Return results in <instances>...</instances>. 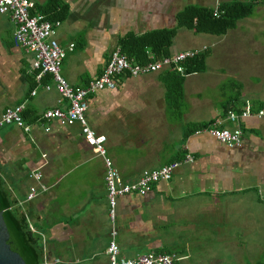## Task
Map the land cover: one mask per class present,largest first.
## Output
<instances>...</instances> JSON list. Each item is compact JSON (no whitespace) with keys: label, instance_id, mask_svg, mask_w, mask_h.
Returning <instances> with one entry per match:
<instances>
[{"label":"crops","instance_id":"1","mask_svg":"<svg viewBox=\"0 0 264 264\" xmlns=\"http://www.w3.org/2000/svg\"><path fill=\"white\" fill-rule=\"evenodd\" d=\"M232 3L249 6L250 13L221 34L178 23L195 10ZM30 13L60 21L54 35L65 51L60 74L74 87L99 75L125 39L172 30L169 55L206 47L201 68L185 76L171 69L122 74L114 88L88 96V124L106 136L105 156L123 180L185 153L194 156L146 194L118 197L112 220L103 156L78 123L41 118L68 102L57 101L50 75L36 83L33 55L15 44L10 16L0 15V117L22 103L23 120L31 124L28 133L15 124L0 127V195L14 217L33 228L39 263L45 249L60 260L51 264H108L112 226L126 258L175 252L179 264L224 263L213 241L229 239L231 223H264V119H240L242 142L234 147L194 131L229 109L239 112L246 100L264 105V0H31ZM44 160L41 181L48 189L27 201L37 184L29 173Z\"/></svg>","mask_w":264,"mask_h":264},{"label":"built area","instance_id":"2","mask_svg":"<svg viewBox=\"0 0 264 264\" xmlns=\"http://www.w3.org/2000/svg\"><path fill=\"white\" fill-rule=\"evenodd\" d=\"M31 0H0V15L8 14L14 25L13 40L15 44L25 52L31 53L32 68L35 70V81L38 85L42 83L45 75H50L54 80L55 89L59 93L58 102L65 99L68 104L66 107L54 106L42 112L41 118L58 121L61 125H72L78 123L84 139L94 145L100 155L103 156L105 164V183L107 188V198L110 205V217L113 220L114 211L118 197L128 193L146 194L152 185L159 181L171 179L174 171L184 163H191L194 156L185 153L181 159L173 160L158 168L144 169L139 176L133 180H123L118 169L113 165L112 160L105 156L104 142L106 136L96 133L88 124L86 111L88 108V96L101 89H112L116 86L117 77L125 74L129 77H139L148 73L158 72L164 69H171L182 76L187 75L185 63L187 60L200 54L202 49H187L173 54L156 58L152 53L148 54L146 62H137L130 59L119 46H115L110 52L108 62L102 72L91 78L84 86L74 87L60 74V66L65 56L64 49L55 39V28L60 21H51L43 14L32 15L30 13ZM223 13L219 6H215L212 15L218 17ZM73 44H70L72 47ZM46 90H50V85L43 84ZM35 90L31 91V95ZM24 105L18 104L7 108L0 117V127L6 124H15L21 127L26 133L31 130V124L25 123L22 117ZM255 117L264 119V105L254 108L252 103L245 101L239 112L229 109L222 117L214 118L207 124L198 127L196 134H207L225 143L228 147L239 146L242 142V128L240 119ZM229 121L234 126L228 128L224 122ZM48 130L47 128L45 129ZM46 160L36 169L29 173V177L36 181L26 195V200H32L37 195L45 192L48 187L41 181L42 173L40 168ZM33 232V228L29 225ZM116 230L111 227V239L106 248L108 264H179L181 257L175 252H155L149 251L138 254L134 258L121 256L120 249L115 241ZM58 258L51 259L45 249L39 264H51L59 262Z\"/></svg>","mask_w":264,"mask_h":264},{"label":"trees","instance_id":"3","mask_svg":"<svg viewBox=\"0 0 264 264\" xmlns=\"http://www.w3.org/2000/svg\"><path fill=\"white\" fill-rule=\"evenodd\" d=\"M223 13L218 17L212 15V11L208 10H195L190 15L185 17L184 21L178 22L181 25L194 27L196 30L209 29L211 32L221 34L225 32L228 28L234 25L235 21L243 16L250 13V7L240 4L232 3L230 5H225L222 8ZM49 20H53L45 16ZM56 18V17H55ZM174 31H163L153 33L149 36H140L139 39L129 42L127 39L122 40V49L126 52V55L137 62H146L148 60L146 49L151 50L156 58H161L169 55L168 47L170 46L173 39ZM127 40V42H126ZM127 47V48H126ZM202 54L189 59L185 63L186 72L190 73L201 68V59L199 58ZM177 84H172L170 87H174ZM178 86V85H177ZM180 87V86H179ZM1 202L9 220L14 225L15 229L20 233L21 239L24 244L30 249L33 254L34 264H39L40 256L38 255V243L37 237L29 229L27 222H19V219L14 217L4 202L3 197H1ZM254 264H264V261H257Z\"/></svg>","mask_w":264,"mask_h":264},{"label":"rangeland","instance_id":"4","mask_svg":"<svg viewBox=\"0 0 264 264\" xmlns=\"http://www.w3.org/2000/svg\"><path fill=\"white\" fill-rule=\"evenodd\" d=\"M230 237L212 243L213 250L224 255L222 264H254L264 261V223H231Z\"/></svg>","mask_w":264,"mask_h":264},{"label":"water","instance_id":"5","mask_svg":"<svg viewBox=\"0 0 264 264\" xmlns=\"http://www.w3.org/2000/svg\"><path fill=\"white\" fill-rule=\"evenodd\" d=\"M0 264H34L33 254L24 244L3 208L0 195Z\"/></svg>","mask_w":264,"mask_h":264}]
</instances>
